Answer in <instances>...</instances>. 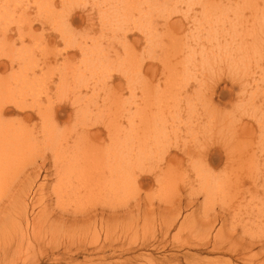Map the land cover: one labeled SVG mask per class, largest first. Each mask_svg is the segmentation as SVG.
I'll return each mask as SVG.
<instances>
[{
    "label": "rangeland",
    "instance_id": "374dc122",
    "mask_svg": "<svg viewBox=\"0 0 264 264\" xmlns=\"http://www.w3.org/2000/svg\"><path fill=\"white\" fill-rule=\"evenodd\" d=\"M14 1L0 0L1 8L5 9L10 5L9 7L12 9L10 10L8 7L11 12L8 11L9 14L5 17V20L0 21V37L7 36L4 41H6V46H10H7L6 50L15 46L14 48L20 53L24 45L28 46L29 59L32 60L31 65L33 66V62L36 61L35 67L28 73L30 74L28 78L35 77L40 85L42 78L45 80L43 88V84L38 86L41 89H38V87L31 88L29 84L26 85L33 90L27 91L29 94L27 102H33V97L38 102H41L42 99L45 104L52 101L49 103L55 107L56 120L59 121V125L64 128L68 127L70 131L74 130L71 131L72 134L66 136L70 144L73 142L72 137L78 135V132L81 133L85 128L86 122L95 120V113L100 107L99 105L104 103L103 99L100 97L98 99L97 90L114 91L130 108L131 115H134L136 104L143 97L142 87L144 86L138 75H142V79L148 80L146 83V86H148L151 84V80L154 84L164 83L166 75L170 71L177 73V84L171 97L167 100L168 107L165 109L164 119L162 120L163 133L171 138L182 137L181 139H184L183 137L191 132H205L206 124L204 122L214 121L212 117L209 118L206 105L210 107L212 105L211 110L217 111L221 118L223 117V120L228 118L227 123L223 121L222 124L217 125L214 122L216 125L212 127L211 132H208L205 136L200 133L199 136L202 140L197 139L196 142L195 140L192 142V144L197 143L195 144L197 147L201 145L203 147L205 144L203 150H206L207 156L206 159H202L206 167L215 176L211 177L212 182L217 185L219 179L225 189L215 186L212 191H206L207 195L205 196L203 193L205 189L199 182L192 160L182 152H178L179 154L177 153L178 155L170 160L163 156L162 152L151 154L144 161L142 168L147 171L156 170V172L161 169L169 170V185L161 189L159 183L155 180V172L147 174L140 180V188L134 187L131 189L132 193L127 204L134 211L128 217L129 226H123L124 228L122 225L119 228L117 226L114 231L111 229V232H109L114 235L110 234V238L116 237L118 239L119 243H115V246L124 244L127 248L117 250L115 256H112L111 253L116 252L117 248L112 250L111 247H106L105 252L96 251L93 254L89 251H82L81 256L76 257L73 263L109 264L111 261H116L118 264H125L127 258H132L133 262L129 264H262V261H264V127H260L255 118L247 113L259 114L258 118L264 116V78H260L263 75L262 72L264 73V0H213L218 7H223V19L212 26L209 23H200L197 20L198 14L202 10L200 0H149L145 5L147 8L151 6L149 7L151 12L147 11L149 14L145 11V8L143 12H140L145 3L141 4L140 0H136L137 2L131 5V8L129 6L126 8L127 17L126 20H121V25L117 24L120 19L115 20L112 9L108 8L110 3L113 7L115 0H19L20 3ZM238 7H240V12L237 11ZM104 11L111 14L110 19L114 18V20L105 23L101 17ZM241 11H244V14ZM169 14H172V16H169L168 19L172 18L167 22L166 16ZM256 15L263 20V23L256 28H252V21ZM6 18L10 19L7 20ZM175 21H178V23ZM5 24L7 26H4ZM2 26L5 27L4 30L1 29ZM18 27L21 32H19ZM61 28L64 30L63 37L65 40L61 37ZM254 31H259V33L254 36ZM136 38L138 41L135 40ZM254 39L259 44V49L254 54L250 66L245 67V72H241L240 75L243 76L244 80L248 81L246 79L248 78L252 81V85H246V81H244V88L253 90L257 95V100L254 104L248 102L249 104L245 108L247 113L239 119L240 116L238 111H235L234 106L237 105L238 100H242V94L240 93H242L243 83H241V80H234L229 73L227 74L229 67L226 65V61L221 60L226 55L221 54L216 45H225V50L229 52L234 51L236 46L243 44L244 41L253 42ZM173 40H177L179 48H182L181 51L175 53L177 49L171 48ZM87 47H90V52L93 51V57L98 61L97 66L92 71L86 70L78 81L73 80L71 73L66 75L68 85L62 93L57 89V82H62V78L64 79L60 69L64 65L67 67L68 64L71 66V70L78 67L84 55L82 49ZM67 48L68 51H66ZM128 54H131L133 64L124 62ZM67 55L69 56L68 60ZM206 57H209L210 61ZM204 61H207L205 66ZM142 66L143 68H141ZM24 71L22 66L20 68L18 64L12 66L11 61L7 58L1 60L0 76L4 79H10L14 85L13 76L15 78L20 76L22 81L23 77L27 75ZM131 74L136 78L134 86L129 83ZM236 78L238 79V77ZM214 86L215 91H213ZM29 88L25 87V90ZM73 88H77V90L75 89V91ZM33 92L34 96L31 94ZM47 95L51 99L48 100ZM60 96L64 98L62 101H57L60 100ZM75 98L76 100H74ZM79 105L80 108L87 105L89 109L86 115L87 120L83 118L81 122L79 120L82 117L78 115V113H81ZM8 107L12 111L6 115L7 118H25L27 112H21L16 106L9 105ZM130 120H134L135 125L139 128L134 132V129H132V137L136 138L134 141H137L138 137L142 135V123L137 117L133 118L131 116ZM22 121L28 123L27 125L31 129L41 127V121L37 115H34L31 120L25 118ZM96 126L92 130L93 132L100 131L97 141H103L101 146L105 145L109 141L108 131L102 125ZM71 127L73 128L71 129ZM260 129H263V132ZM252 131H254L253 135ZM190 138L191 136L188 137V139ZM198 140L201 141L198 142ZM244 141H248L249 145L253 147L254 150L252 151L256 152L255 159L259 158V160H255L258 166L253 168L252 171L241 165L242 158L238 162L235 160L236 156L239 155L236 153L243 151L241 146ZM200 142L203 143L199 144ZM238 146L241 148L239 149ZM173 151L177 152V150ZM47 153L46 157L43 152L40 154L41 157L37 153L39 157L34 155L31 158L33 162L31 161V164L26 165V168L23 167L24 170L20 167L22 171L17 172L18 188L21 190L19 183L22 184L23 176L32 174V177H35L33 175H36V173L39 175L40 173L42 176L36 177V180H38L36 182L37 187L41 180H44V175L49 173L52 180L47 181L45 199H47L50 206L53 205V208L57 209L59 207L57 204L60 203H56L57 197L51 190L53 183H55V180L57 181V162L51 152ZM202 153L204 154L202 156L205 157V153ZM207 161L212 169L208 167ZM33 171L35 174H33ZM24 173H27V175H24ZM251 173L261 175L258 187L253 186ZM237 177H239V183L236 181ZM219 185L221 184L219 183ZM257 190L258 192H256ZM103 201L107 202L104 199H95L93 203L89 201L86 203L96 204L98 208H101L104 204ZM43 204L41 202L34 207V203H31L30 216H35L38 213L37 211L42 209ZM69 206L70 203L67 207ZM74 207L76 206L72 205L69 208ZM33 208L35 209L33 210ZM31 210L34 211L33 215ZM56 212H61V210L58 208ZM256 215L258 216L256 217ZM259 217L262 219L261 221L258 219ZM252 219L255 221H252ZM99 221L95 222L96 225L92 223H90L91 225L82 224L84 235H81L83 239L79 237L80 240H78L82 249L93 247H90V244L98 240L96 237L101 240H99L100 244L109 241L103 235L104 232L107 233V227L103 224L104 227ZM170 222L172 223L169 224ZM223 224L226 225L227 231L225 230L224 238H220L219 234ZM91 230L98 233L95 237L96 240H93L96 233L91 232ZM51 232H48L49 236H47L48 239L45 242V249H56L55 244V246H60L58 250L62 251L65 242H67V245L78 243H75L72 238L69 239L66 233H64L66 236L63 232L61 234L60 231L56 232L58 235L54 232L53 237L55 234V237L59 236L58 240L62 245L59 242L56 244L57 238L55 240ZM86 233L90 235H86ZM230 233L234 235H230ZM205 236H209L206 238L209 240H205L208 245L205 244V241L200 240ZM51 238L54 239H52V242L55 243L51 242ZM210 238L212 239L210 240ZM236 239L238 243L232 244ZM141 240H144V242ZM246 240L247 243L251 241V245H248V249L244 253L241 247L242 242H246ZM252 241L255 243H252ZM221 245L224 246L221 247ZM4 246V244H0V256H2ZM72 248V250L80 249L77 244ZM105 253L109 257L99 259V256ZM249 253L251 257L250 255L247 256ZM49 256L43 259L41 264H60V262L61 264H69V260L57 259L59 255L50 253ZM61 256L65 257L66 254ZM90 257H92L91 260Z\"/></svg>",
    "mask_w": 264,
    "mask_h": 264
},
{
    "label": "bare ground",
    "instance_id": "6f19581e",
    "mask_svg": "<svg viewBox=\"0 0 264 264\" xmlns=\"http://www.w3.org/2000/svg\"><path fill=\"white\" fill-rule=\"evenodd\" d=\"M147 1L149 0H144V1L140 0L141 4L145 3L140 12H143L144 8L146 12L149 11V7L151 6H149L148 8L147 6L145 7ZM14 2L20 3L21 1L15 0ZM136 2H137L136 0H115V2H113V7H112V3H110V6L108 8L112 9V14H114L115 20L117 18L120 19L118 20V23H117L118 25H121V20L122 21L126 20V17H127L126 8L128 6L131 8V5L135 4ZM199 3L202 4V10L200 14H198V19H197L198 22L200 23L206 22V23H209L210 26H212V25H216L215 23L223 19L222 18L223 7H218L216 2H214L213 0H200ZM8 7H5V9L6 8L8 9ZM5 9L0 7V21L5 20V17H7V15L9 14L8 11L12 10L11 8L10 10L9 9L5 10ZM237 11L240 12V7L237 8ZM149 12L147 13L149 14ZM241 13L244 14V11H241ZM169 16H172V14H169L168 16H166L167 22L168 20L172 18L171 17L168 19ZM101 17L105 21V23H107L109 20H114V18L110 19L111 14H107V11H104ZM6 19L9 20L10 18L9 19L6 18ZM28 22L30 23V21ZM175 22L178 23V21H175ZM262 23H263V20L258 15H256L252 21V28H256ZM4 26H7V25L5 24ZM4 26L1 27L2 30H4L5 28ZM31 26L34 27L33 25ZM19 32H21L20 28H19ZM60 32L62 36L60 34L59 35L65 40V38L63 37L64 30L62 28ZM254 32H255L253 34L254 36H256L259 33V31H254ZM5 39H7L6 35L0 37V63L3 58H7L8 60L11 61L12 66L16 64H18L20 68L22 66V69L25 70L24 72H26L27 75L23 77L22 81L20 79V76L19 78L18 77L15 78V76H13L12 80H15L14 82L15 85L13 84V81L11 82L10 79H4L2 78V76H0V244L5 245L4 248H2L4 251L1 254L2 256H0V264H41L43 263V259L50 257L49 256L50 253L54 255H59L58 258L55 256L57 259L63 258V259L69 260V264H75L73 263L75 258L78 257L82 251H89L90 253L93 254L96 251L105 252L106 247H111L112 250L117 248L115 250L116 252L111 253L112 256H115V254L117 255V250L119 249L122 250L123 248H127L125 247L124 244L115 246V243L116 244L119 243L118 239L116 237L110 238V234L112 233H109V232H111V229L112 231H114V228L117 226L118 228L121 225L122 227L129 226L130 223L128 222L129 221L128 217L130 213L134 211L132 208L130 209L129 204H127L129 202V199L132 193L131 189H133L134 187L140 188L141 186L140 180L147 174H153L156 172V170L147 171L146 169L142 168L144 161L149 156H151V154H154L156 152H162L163 156H166L168 160L175 158L179 154L178 152H182L189 159H191L196 168V171L199 177V182L201 186L205 189L204 190L205 192H203L205 196L207 195L206 191L208 192H210V190L212 191L215 186H220L225 189L223 184L219 182V179L217 180L218 182L217 185L212 182L211 177L212 176L215 177V176L212 174V171L206 167L204 160L202 159V158L206 159V156H207L206 150L205 151L203 150L204 149L203 147L205 146V144L203 147H201L202 145L200 147H197L195 145L197 143L195 142L197 141V139L202 140L201 136H199L200 133H202V136H205V134H207L208 132H211V129L212 127H214V125L222 124L223 121L227 123L228 118H225L223 120V117L221 118V116L218 114L217 111L211 110V108H213L212 105L211 107L206 105L209 118L212 117L214 121L210 119L213 122L212 121L210 123H207L206 121L204 122V124H206L205 132H191L189 135L185 136L186 138L183 137L184 139H181L182 137L181 138L180 137L171 138L170 136L163 133L164 125H163L162 120L164 119L165 109L168 107L167 100L171 97L172 93L174 92L175 86L177 84V73L175 71L174 72L170 71L166 75L164 83L160 82L158 84H154L153 80H151V84L148 86H146V83L148 82V80L147 79L144 80L141 77L142 75H138L144 87H142L143 88L142 100L137 102L136 104L137 107H136L134 115H131L130 108L127 107L123 99L117 94H115L114 91H109V90H103V91L99 90L98 91L97 90L96 92H98L97 93L98 99L100 98L103 99L104 103L99 105L100 107H98V110H97L98 112L96 111L95 113L94 111V113L96 114L95 120L93 121L94 123L89 122V121L88 123L86 122L85 128L82 130L81 133L78 132V135H76L75 137H72L73 142L72 144H70L69 140L66 139L68 138L66 136L72 134L71 131H74L72 129L73 127H71L72 130L70 131L68 127L64 128L61 125H59V121L56 120L55 107L49 103L52 101H49L45 104L43 103L42 99H41V102H38V100L35 97H33L34 98L33 102H27V98L29 97L28 96L29 94L27 93V91L31 90V88H35V87L37 88L38 86H41L45 80L44 78H42L41 85H40V82H37V79H35V77L28 78L30 75L28 73L30 70H32L35 67V62H36V61L33 62V66L31 65L32 60L29 59L30 56H29L28 46L24 45L20 53L14 48L15 46L14 47L12 46L10 47V49L6 50L7 46H10V45L6 46V43H5L6 41H4ZM135 40L138 41L137 38ZM253 42L244 41L243 44L237 45L234 51L231 50L229 52L225 50L226 48L225 45H221V46L216 45V48L219 50V52L221 54L224 53L226 55L222 57L221 60L226 61V65L229 67L227 74L229 73L234 80L236 81L241 80V83H243V88L241 90L242 93H240L242 94L241 95L242 98L240 97L242 100H238L237 105L234 106L235 111H238V114L240 116L239 119L247 113L245 110L247 105L249 103L254 104L256 103V100H257V95L253 90L244 88V81L246 80H244V78H242L243 76L240 75L241 72H245L246 70L245 67L250 66L251 64L250 62L254 58V54L259 49L258 47L259 44H257V41L254 39ZM171 48L175 50L177 49L176 51L173 50L175 51V53L182 50V48H179L177 40L172 41ZM66 51H68V48L66 49ZM82 51L84 52V55L78 67L71 70V66L68 64L67 67L64 65L60 69V72L62 73V77H64V79L62 78V82H59V83L57 82L58 84L57 89H59V91H62V93L65 91V88L68 85L67 84L68 80H67L66 75L71 73L72 74L71 76H73V80L78 81L79 78L85 74L86 70L92 71L98 64V61L93 57V51L90 52V47L84 48L82 49ZM67 54H69V52H67ZM130 55L131 54H128L124 62L126 61L129 64H133V59ZM66 58L68 60L69 56L67 55ZM206 58L210 61L209 57H206ZM203 64L205 66L207 64V61H204ZM141 68H143V66ZM34 71L35 69L33 70V72ZM262 74L263 75H261L260 78H264V73L262 72ZM236 77H238V79ZM246 79L248 81H246L245 84L252 85V81L249 80L248 78ZM129 83L131 86H134L136 83V78L133 74L129 76ZM28 84L31 88L26 86ZM215 84L217 85L218 83H215ZM25 87L29 89L25 90ZM43 87H44V84L42 85V88ZM39 88L41 89V87H38V89ZM77 88L75 89L77 90ZM213 91H215V86H214ZM104 92L105 94L103 95ZM31 94L32 96L35 95L34 92ZM47 98L48 100L51 99L49 96ZM63 98L64 97L60 96L59 97L60 100H57V101H62ZM74 100H76V98ZM75 102H78V101H75ZM74 104H77V103H74ZM9 105L18 107L21 112H24V113L27 112L25 116L26 119L31 120L33 119L34 115L35 116L37 115L40 118L41 127H37V128L33 127V129H31L27 125L28 123H24V121H22V120H25V118L23 119L20 117L19 118L17 117L7 118L6 115L10 114L12 111V109H9L8 107ZM79 108H80V105H79ZM79 110L81 111V113H78V115L82 117L81 119L79 117L80 119L79 122H81L83 118L87 120L86 115L89 112L87 105H84ZM247 114L252 115L255 118V120L258 122L260 127H264V116L261 118H258L257 116L259 114H255L254 112L247 113ZM131 116L133 118H136V117L139 118L140 122L142 123V135L138 137L137 141H134L136 138L132 137V129H134L133 130L134 132L136 129L139 130V128L135 125L134 120H130ZM82 125H83V122H82ZM96 125H102L108 131L109 141L105 145L101 146L102 144L101 142L103 141H99V142L97 141V136L100 133V131L93 132L92 130L93 128L97 127ZM260 131L263 132V129H260ZM253 134H254V131H252V135ZM189 136H191L190 139H188ZM69 138L71 139V137ZM208 138L210 139L211 137H208ZM194 140L195 142L192 144ZM201 140H198V142ZM239 142L237 143L239 144ZM202 143L200 142L199 144H202ZM241 147L243 151H241L240 153H236V154H239L240 156L237 155L235 160L238 162V160L242 158L241 165L246 166V169H248L249 171H252L253 168L258 166L255 160L256 159L259 160V158L255 159L256 152L252 151L254 149L253 147L249 145L248 141H244ZM173 150H177V152L176 151L174 152ZM42 152L45 154V157H46V154H48L47 152H51V154H53L54 156V160H56L57 162V167H56L57 168V172H56L57 181L55 180V183H53L54 185L51 190L53 193H55L57 197L56 203H60L57 205L59 206L58 208L59 210H61V212H56L58 208L56 207L57 209H55L53 208L54 207L53 205L50 206L47 202V199H45L47 195L45 192V189L48 185L47 181L51 179L49 173H46L44 175V178H43L44 180L43 181L41 180V183L37 186L38 188L36 187V184H37L36 182L38 181L36 180V177L38 176L40 177L41 175L40 173L39 175L37 173L36 175H33L35 177H32V174L29 176H23L24 180L22 179L23 180L22 184L21 182L19 183L22 186V187L20 186L21 190H19L18 188L19 180L17 179L18 178L17 172L20 173V171H22L20 167H22L23 169V167H25L26 165L31 164L30 162L33 160L31 158L34 155L35 157H37L38 154L40 156ZM202 152L205 153V157L202 156L204 155ZM207 164H208V167L212 169V166L210 165L208 161H207ZM136 172H139V173H136ZM169 173H170L169 170H164V169H161L158 172H156L155 180L159 183V186L161 189L163 187L166 188L169 185V180H170ZM25 174L27 175V173H24V175ZM33 174H35L34 171H33ZM251 176H252L251 177L252 184H254L253 186L258 187L259 178L261 175H259V173H251ZM236 181L237 183H239V177H237ZM219 183L221 185H219ZM256 192H258V190ZM95 199H98V200L104 199L107 202L103 201L104 202V204L102 205L103 207L101 206V208H98L96 204H92ZM88 201L92 203L91 204L86 203ZM41 202L44 203L41 207L42 209L41 210L39 209L40 211H37L38 213H36L35 216L33 215L34 211L31 210V212H33L31 213L33 217H31L30 216L31 203H34L33 206L36 207V205L40 204ZM69 203H70V206L75 205L76 207L74 208H69L70 206L67 207ZM34 209L35 208H33V210ZM257 216L258 215H256V217ZM237 218H238V213H237ZM258 219H260V217ZM97 220L98 221L101 220L99 221V223L101 222L100 224L102 225L105 224L107 227L106 229L107 233L105 234L104 232V234L103 233L102 234L105 235L106 240H109V241H104V244L99 243L100 239L99 237L98 238L96 237L98 233L93 231L95 229L94 226L96 225L95 222ZM261 220L262 219H260V221ZM252 221H255V220L252 219ZM90 223L95 224L94 226H92L94 227V229L92 228L93 230H91V232L93 231L94 233H96L93 236L94 237L93 240H96V239L98 240L95 242L92 241L93 243L90 244V247L91 246L93 247L82 249L81 248L82 246H80L79 244L80 241H78L80 240L79 237L83 239L81 235H84V232H82L83 230L82 224H90ZM171 223L172 222H170L169 224ZM231 223H233V221H231ZM105 225L103 226L105 227ZM225 226L226 225L223 224V228H221L220 230V234H219L220 238H224L223 236L225 235L224 233H225V230L227 229ZM88 227L89 229H91L90 226ZM125 229L127 228L125 227ZM50 231H52L51 232L52 237L54 235V232L58 233L61 231V234L62 232L63 234L66 233L69 239L72 238L75 243L78 242L76 244H77V247H80V249L78 248L77 250H72L73 249L72 247H75L76 244L70 243L69 245H67V242H65L66 244L62 246L63 247L62 251L58 250L60 246H55V244H54V247L58 250L57 252L55 251L56 249H49V248L45 249L44 248V246L46 245L45 242L48 239L47 236H49L48 232ZM76 232L79 234H77ZM88 234L89 233H86V235ZM230 235H234V234L230 233ZM55 236L53 238H55V240L57 238V241H55L57 244V242H59L58 240L59 236L58 237H55ZM208 237L209 236H205L203 238H200V240H203V241L209 240V239H206ZM53 238H51V242ZM123 238L125 239V237ZM211 239L212 238H210V240ZM215 239H213L214 242H216ZM66 240L68 241V239ZM224 240L226 241V239ZM60 241H63V240H60ZM141 241L144 242V240H141ZM55 242H52V243H55ZM236 243H238L237 239L232 244H236ZM252 243H255V242L252 241ZM205 244H207L206 241H205ZM249 244L251 245V241H249V243H247V240L246 242H242V247H241L243 248L242 252L246 253L245 250L248 249L247 247ZM72 245H75V246H72ZM223 246L221 245V247ZM36 251L40 253L38 254ZM255 252L257 251L255 250ZM65 254H66L65 257L61 256ZM118 254L120 255V253ZM249 255L250 253L247 256ZM107 257L109 256H107V254L105 253L104 255L99 256V259H106ZM89 259L91 260L92 257H90ZM131 259L132 258H127L125 264H129L133 262ZM109 264H118V263H116V261H111ZM262 264H264V261H262Z\"/></svg>",
    "mask_w": 264,
    "mask_h": 264
}]
</instances>
